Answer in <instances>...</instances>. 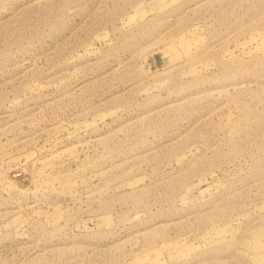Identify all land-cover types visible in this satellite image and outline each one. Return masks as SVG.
Listing matches in <instances>:
<instances>
[{
    "label": "rangeland",
    "instance_id": "obj_1",
    "mask_svg": "<svg viewBox=\"0 0 264 264\" xmlns=\"http://www.w3.org/2000/svg\"><path fill=\"white\" fill-rule=\"evenodd\" d=\"M0 264H264V0H0Z\"/></svg>",
    "mask_w": 264,
    "mask_h": 264
}]
</instances>
